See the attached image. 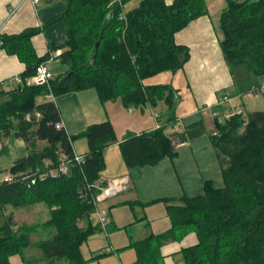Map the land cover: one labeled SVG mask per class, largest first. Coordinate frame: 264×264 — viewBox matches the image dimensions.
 Wrapping results in <instances>:
<instances>
[{
    "label": "trees",
    "instance_id": "trees-1",
    "mask_svg": "<svg viewBox=\"0 0 264 264\" xmlns=\"http://www.w3.org/2000/svg\"><path fill=\"white\" fill-rule=\"evenodd\" d=\"M63 1V11L42 26L62 19L68 30L58 56L65 71L48 85L27 82L35 67L48 58V53L38 56L31 41L41 28L0 33V48L25 64L19 84L0 87V137L13 133L28 146V154L17 159L9 173L42 170L45 159L55 166L58 152L72 156L74 138L80 136L87 142L85 161L70 164L67 173L31 185L26 180H0V214L5 205L43 202L48 207L49 218L40 224L49 229V237L36 242L45 264L82 263L80 244L101 229L90 220L97 206L88 196L100 189L91 187L86 197L79 190L100 179L105 167L103 150L117 142L109 119L89 124L76 136L67 135L64 127L56 126L61 115L54 96L94 88L102 104L119 99L123 107L139 111L162 101L164 125L140 133L129 131L118 141L127 168L154 165L165 156L172 159L177 155L175 141L192 140L205 132L199 120L166 134V126L176 121L177 93L168 83H144L157 73L181 68L188 49L177 44L174 35L207 12L204 0H139L128 9L124 5L130 0ZM221 10L219 45L226 64L230 68L243 65L264 79V0H226ZM49 94L52 98H47ZM214 127L209 139L223 185L216 187L204 180L200 194L157 199L165 203L169 226L130 240L127 246L135 251V264H164L161 246L190 231L197 239L181 248L186 264H264V110L214 119ZM99 186L105 187L106 182L100 181ZM34 229L15 228L13 213L5 216L0 224V264H10L14 255L26 264L23 250Z\"/></svg>",
    "mask_w": 264,
    "mask_h": 264
},
{
    "label": "crops",
    "instance_id": "crops-1",
    "mask_svg": "<svg viewBox=\"0 0 264 264\" xmlns=\"http://www.w3.org/2000/svg\"><path fill=\"white\" fill-rule=\"evenodd\" d=\"M132 1H128L124 8L135 6L139 0L130 7ZM164 1L170 3L173 0ZM204 1L207 12L190 20L174 35L175 42L188 49V58L181 68L174 72L163 71L144 80L145 84L168 83L177 93L178 99L174 106L176 121L166 126V134L182 131L187 125L199 120L204 124L205 132L199 137L184 142L175 141L177 155L174 158L165 156L154 165L127 168L118 146V141L129 131L140 133L154 129L152 110L158 111L161 121H165L166 105L162 101L145 111L132 106L123 107L124 110L120 111L114 105L110 113L107 111V102L101 103L106 112L105 118L99 110L94 89L77 90L53 97L64 130L70 137L80 134L89 124L103 119H109L113 125L117 142L103 150L105 167L98 181H105L107 185L114 178L119 188L104 200H111L114 204L131 203L129 205L141 213L127 225L145 224L153 232L149 221L154 219L155 211L166 214L165 203L157 199L200 194L204 180H210L214 186L221 187V167L209 139V134L215 130L214 119L222 121L233 113L244 116L253 110H264V93L248 91L252 84L264 82V79L242 65L228 67L220 51L219 40L223 34L219 28V17L226 0ZM64 7L63 0H37L36 3L32 0H0V33H16L27 27H40L41 30L31 38L32 45L38 56L49 54L50 51L61 49L59 46L68 39V30L62 19L42 26L59 15ZM50 66L51 70L57 69V72H52L54 76L65 71L58 57ZM24 68L25 64L15 54L0 48V87H14L3 86V82L19 77ZM223 96H227V99L217 102ZM73 141V150L85 154L86 139L79 141V150L74 147ZM39 144L43 142L39 141ZM27 154L28 146L23 138L13 133L1 136L0 176L8 173L11 165Z\"/></svg>",
    "mask_w": 264,
    "mask_h": 264
},
{
    "label": "rangeland",
    "instance_id": "rangeland-1",
    "mask_svg": "<svg viewBox=\"0 0 264 264\" xmlns=\"http://www.w3.org/2000/svg\"><path fill=\"white\" fill-rule=\"evenodd\" d=\"M136 2L137 0H133L129 3L131 5H128L131 7L133 4H136ZM125 6L127 7V4ZM242 67L244 66L242 65ZM56 70L57 69H52V72H57ZM86 89L94 88H82L78 91ZM98 101L99 110L106 118V112L102 107L99 97ZM108 105L110 106L108 107ZM114 105L121 109L120 111L124 110L119 99L114 101L110 100L106 103L108 113H110L109 110H111V107H114ZM145 115H147V111ZM82 139L84 138L80 136L74 138L73 143L77 150H79L78 143ZM99 206L105 211L107 220L106 230L97 229L80 244L81 264H135V251L132 247L127 245L130 240H135L136 237L142 238L150 228L145 224H134L131 226L127 224L132 221L135 216L139 217L141 213L137 208L133 209L128 203L114 204L111 200H104L99 203ZM9 212L13 213L15 228L20 225L36 228L30 231L29 245L23 250V257L26 260V264H45L41 251L36 246V242L49 237V229L43 228L40 224L49 218V209L46 204L37 202L22 207L5 205L0 214V224ZM155 214L154 219H150L151 221L148 220L152 224H150L152 226L151 230H153V232L164 231L169 226V217H167L165 213L159 214L157 210ZM90 220L93 224L99 226L95 214L91 215ZM78 225H84V222H78ZM196 239L194 232L190 231L182 238L172 239L164 243L161 246L163 263L186 264L181 248L193 244ZM109 246L111 247V251H108ZM10 264H21V258L18 255L12 256L10 258Z\"/></svg>",
    "mask_w": 264,
    "mask_h": 264
},
{
    "label": "built area",
    "instance_id": "built-area-1",
    "mask_svg": "<svg viewBox=\"0 0 264 264\" xmlns=\"http://www.w3.org/2000/svg\"><path fill=\"white\" fill-rule=\"evenodd\" d=\"M33 3H36L37 0H32ZM61 49H55L53 51H50L48 54V58L44 61H41L36 67H35V72L34 74L28 78V83H34V84H46L48 85V81L54 77L50 63L59 56L61 53ZM20 76L18 77H13V79H10L8 81H4L3 85L5 86H16L17 84L20 83ZM250 93H257V92H262L264 93V82H261L259 84H252L248 90ZM48 97L52 98V95L49 94L47 95ZM227 96H223L220 100L217 102H221L223 100H226ZM151 108V107H149ZM35 115L38 116V112H35ZM152 116L155 119V124H154V129L158 128L162 125L165 124V121H161L160 119V113L156 110H152ZM56 126L58 127H63L62 121H58L56 123ZM174 143V141H173ZM72 148V145H71ZM72 156L68 157L64 153L58 152V161L55 166H52V162L49 159H45L43 161V169L39 170V168H36L35 170L31 171L28 174H22V173H16V174H11V173H3V175L0 176V180L4 181H12V180H26L27 185L34 184L37 180L44 179L46 177H56L59 174H64L68 172V167L72 163H77L81 164L85 161V154L83 153H77L73 150L72 148ZM91 187H98L100 189V192L96 195H92L89 190ZM119 186L117 185V181L113 178L110 182L105 187L99 186V181H95L94 183L86 184V186L83 189L79 190V193L81 196L86 197L87 193L89 192L90 199L92 202H94L95 206V211L92 214H95L97 217V222L102 229L106 230L107 226V220L105 216V211L100 208L99 202L101 203L104 201V199L115 193L118 190ZM108 251H111V248H108Z\"/></svg>",
    "mask_w": 264,
    "mask_h": 264
},
{
    "label": "water",
    "instance_id": "water-1",
    "mask_svg": "<svg viewBox=\"0 0 264 264\" xmlns=\"http://www.w3.org/2000/svg\"><path fill=\"white\" fill-rule=\"evenodd\" d=\"M49 1V0H48Z\"/></svg>",
    "mask_w": 264,
    "mask_h": 264
}]
</instances>
